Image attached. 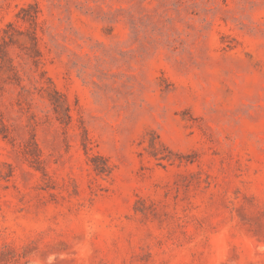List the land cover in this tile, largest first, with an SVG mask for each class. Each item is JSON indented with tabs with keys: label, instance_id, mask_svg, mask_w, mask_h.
<instances>
[{
	"label": "rangeland",
	"instance_id": "rangeland-1",
	"mask_svg": "<svg viewBox=\"0 0 264 264\" xmlns=\"http://www.w3.org/2000/svg\"><path fill=\"white\" fill-rule=\"evenodd\" d=\"M0 264H264V0H0Z\"/></svg>",
	"mask_w": 264,
	"mask_h": 264
}]
</instances>
